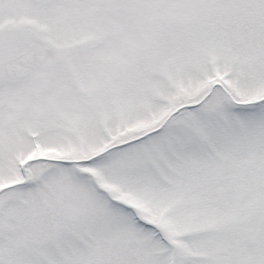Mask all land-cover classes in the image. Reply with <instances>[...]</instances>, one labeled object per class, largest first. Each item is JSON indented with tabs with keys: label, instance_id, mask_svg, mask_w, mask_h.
Instances as JSON below:
<instances>
[{
	"label": "snow or ice",
	"instance_id": "1",
	"mask_svg": "<svg viewBox=\"0 0 264 264\" xmlns=\"http://www.w3.org/2000/svg\"><path fill=\"white\" fill-rule=\"evenodd\" d=\"M0 264H264V0H0Z\"/></svg>",
	"mask_w": 264,
	"mask_h": 264
}]
</instances>
